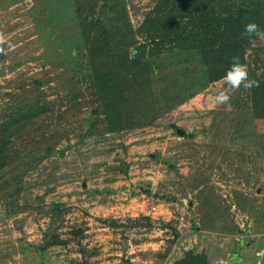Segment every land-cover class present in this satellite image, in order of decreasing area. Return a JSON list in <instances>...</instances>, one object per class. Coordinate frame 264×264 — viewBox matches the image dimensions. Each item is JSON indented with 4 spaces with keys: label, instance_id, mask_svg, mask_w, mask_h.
<instances>
[{
    "label": "rangeland",
    "instance_id": "rangeland-1",
    "mask_svg": "<svg viewBox=\"0 0 264 264\" xmlns=\"http://www.w3.org/2000/svg\"><path fill=\"white\" fill-rule=\"evenodd\" d=\"M77 1L0 0V113L31 100L38 79L62 111L49 116L58 133L40 117L14 139L28 162L50 151L24 172L15 215L4 217L0 199V264H264V39L246 54L258 86L232 90L221 79L151 125L80 138L86 109L66 101L71 53L83 47ZM155 1L121 0L133 29ZM193 68H166L175 90L193 84ZM220 91L228 104L213 103ZM53 202L54 230L43 213ZM46 232L66 245L35 250Z\"/></svg>",
    "mask_w": 264,
    "mask_h": 264
},
{
    "label": "trees",
    "instance_id": "trees-1",
    "mask_svg": "<svg viewBox=\"0 0 264 264\" xmlns=\"http://www.w3.org/2000/svg\"><path fill=\"white\" fill-rule=\"evenodd\" d=\"M76 3L83 47L71 53V60L76 61L72 72L76 82L73 95L66 101H82L81 107L86 109L77 116L81 118L77 130L80 138L151 125L166 110L223 79L232 57L238 56L246 65L247 51L260 40L256 36L241 37L247 23H256L264 31V0H156L136 29L127 19L121 0ZM183 63L194 64L193 84L175 90L170 78L173 72L166 68ZM34 85L37 93L31 100L0 113V199L6 206L4 217L16 214L18 205L12 204L22 190L24 172L50 151L47 148L46 155L28 162L30 151L25 154L24 145L16 149L21 143L14 139L40 117L49 125L57 122L49 116L61 117L62 111L40 94L39 79ZM52 124L47 134L54 130L58 133ZM51 205L43 213L53 226L54 221L61 220V212L57 202ZM74 233L79 235L81 230ZM57 245L64 246L66 241L46 232L35 250L45 252Z\"/></svg>",
    "mask_w": 264,
    "mask_h": 264
},
{
    "label": "clouds",
    "instance_id": "clouds-1",
    "mask_svg": "<svg viewBox=\"0 0 264 264\" xmlns=\"http://www.w3.org/2000/svg\"><path fill=\"white\" fill-rule=\"evenodd\" d=\"M253 36L264 39V31L260 30L256 23H247L244 26V31L241 33V37H247L251 39ZM4 43L5 37L3 33H0V45H3ZM131 51L135 53V49H132ZM0 52H3L2 47H0ZM223 79L232 90H237L241 86H243L245 89H251L253 86H258L256 85L255 81L249 80L247 66L240 62V58L238 56L232 57L230 67L226 71ZM229 101L230 96L226 91H220L213 98V103L216 105H226ZM257 256L264 257V250L258 252ZM257 264H260V262L258 261Z\"/></svg>",
    "mask_w": 264,
    "mask_h": 264
},
{
    "label": "water",
    "instance_id": "water-1",
    "mask_svg": "<svg viewBox=\"0 0 264 264\" xmlns=\"http://www.w3.org/2000/svg\"><path fill=\"white\" fill-rule=\"evenodd\" d=\"M176 134L179 136L183 135V131H181L180 129H176Z\"/></svg>",
    "mask_w": 264,
    "mask_h": 264
},
{
    "label": "built area",
    "instance_id": "built-area-1",
    "mask_svg": "<svg viewBox=\"0 0 264 264\" xmlns=\"http://www.w3.org/2000/svg\"><path fill=\"white\" fill-rule=\"evenodd\" d=\"M256 255H257V253H256Z\"/></svg>",
    "mask_w": 264,
    "mask_h": 264
}]
</instances>
